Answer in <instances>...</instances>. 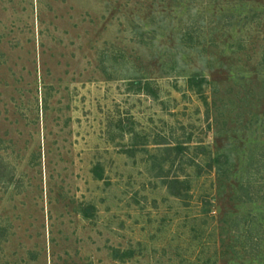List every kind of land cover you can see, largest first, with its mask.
Segmentation results:
<instances>
[{
  "label": "rangeland",
  "instance_id": "rangeland-1",
  "mask_svg": "<svg viewBox=\"0 0 264 264\" xmlns=\"http://www.w3.org/2000/svg\"><path fill=\"white\" fill-rule=\"evenodd\" d=\"M0 264H264V0H0Z\"/></svg>",
  "mask_w": 264,
  "mask_h": 264
},
{
  "label": "trees",
  "instance_id": "trees-1",
  "mask_svg": "<svg viewBox=\"0 0 264 264\" xmlns=\"http://www.w3.org/2000/svg\"><path fill=\"white\" fill-rule=\"evenodd\" d=\"M198 84V83H197ZM184 184L185 186H188L187 188H189V181H181L179 178H174V179H171V181H169V187H170V190L172 191V194L175 195V196H179L181 195L182 193L181 190L177 189V185L178 184ZM189 190V189H188Z\"/></svg>",
  "mask_w": 264,
  "mask_h": 264
}]
</instances>
